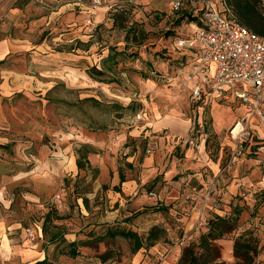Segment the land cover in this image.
<instances>
[{
    "label": "rangeland",
    "instance_id": "rangeland-1",
    "mask_svg": "<svg viewBox=\"0 0 264 264\" xmlns=\"http://www.w3.org/2000/svg\"><path fill=\"white\" fill-rule=\"evenodd\" d=\"M173 1L0 0V41L11 44L0 61V264H27L17 249L47 255L45 264H180L215 216L237 221L214 242L221 262L243 264L234 255L243 237L251 264H264V119L230 95L193 104L188 77L199 65L174 47L178 35L193 36L186 13L223 0H194L197 8L185 0L179 12ZM130 27L140 46L127 38ZM92 65L106 71L104 82L86 74ZM167 118L188 121L205 152L196 153L210 159L202 192L163 179L180 157L168 149L170 131L153 126ZM129 219L123 227L142 237L154 226L166 237L138 252L121 237L100 240ZM75 241L84 244L73 259Z\"/></svg>",
    "mask_w": 264,
    "mask_h": 264
},
{
    "label": "built area",
    "instance_id": "built-area-1",
    "mask_svg": "<svg viewBox=\"0 0 264 264\" xmlns=\"http://www.w3.org/2000/svg\"><path fill=\"white\" fill-rule=\"evenodd\" d=\"M92 1L93 7L100 5V0ZM184 2L185 0H174L173 10H182ZM189 4L192 8H197L194 0H190ZM193 11L191 9L194 14ZM198 14L200 23L189 25L193 36L176 39L174 44L179 51H192L191 56H194L199 65L198 70L188 77L192 85L193 104L204 107L211 98L226 91L264 119V39L224 16L217 4L211 1H203L200 10L194 15ZM86 24L95 28L91 16ZM207 68L212 69V76L203 79L200 75ZM202 128L199 125L195 131L198 136L205 137ZM234 136L237 137L238 133ZM186 143L198 151L201 149L194 137ZM149 146V153L151 150L157 152V143H150ZM150 195L156 196L154 193Z\"/></svg>",
    "mask_w": 264,
    "mask_h": 264
},
{
    "label": "trees",
    "instance_id": "trees-1",
    "mask_svg": "<svg viewBox=\"0 0 264 264\" xmlns=\"http://www.w3.org/2000/svg\"><path fill=\"white\" fill-rule=\"evenodd\" d=\"M223 7H219L221 13L229 19H233L237 21L240 25L253 32L257 36L264 39V2L263 0H223ZM179 12V11H178ZM186 24L190 25L192 23H200V15H194L191 12L186 13ZM115 19V27L118 26L120 20L124 15H116ZM121 18V19H120ZM185 17L180 18L178 20V25H180L181 21ZM134 34L133 45L132 46H140L141 42L137 37V33L135 32L133 27H130L127 31V38ZM175 34L173 31H168L165 36L166 38L173 37ZM176 39L184 38L182 35H178L175 37ZM128 47V46H127ZM191 56V55H190ZM193 60L194 57L191 56ZM113 56L109 54L107 60H104V65L108 61H112ZM86 74L93 81L96 82H104L101 81L106 77V71L104 69H99L97 65H92L86 71ZM83 159L86 160V154L83 155ZM77 166L79 169L84 168V164L81 160L77 161ZM178 177H176L177 179ZM124 182V177L121 179V183ZM199 184L198 180H191L189 182V187L191 185ZM194 189V187H190ZM203 189L200 185H198L195 190ZM119 190V188H116ZM157 210L168 211L169 208H164L163 206ZM130 221L126 220L121 223H114V225L109 226L104 235H101V239L111 238L115 240L118 237H121L127 241L134 247V251L138 252L141 249L147 251L149 248L153 247L156 242L161 239L162 236L166 237V229L163 226H154L148 233V236L142 237L137 232L126 229L123 227V224L128 223ZM237 228L236 219L224 218L220 216H215L213 219L208 221V232L204 233L200 237V241L198 245H191L184 249V256L181 260L180 264H224L221 262L219 249L215 245V241L223 240L231 233L235 231ZM94 236V235H93ZM98 240V239H94ZM84 242L75 241L70 243L67 248V255L69 257L75 259L80 255L79 247L83 245ZM251 243L249 241L243 240V237L238 238L235 241L234 246V255L237 259H241L243 264H251V256L250 251H252ZM107 258L105 257L104 260ZM48 261V257L46 255L45 259L41 262H36L35 264H45Z\"/></svg>",
    "mask_w": 264,
    "mask_h": 264
},
{
    "label": "crops",
    "instance_id": "crops-1",
    "mask_svg": "<svg viewBox=\"0 0 264 264\" xmlns=\"http://www.w3.org/2000/svg\"><path fill=\"white\" fill-rule=\"evenodd\" d=\"M10 47L11 44L8 40L0 41V61L9 56L11 51ZM212 73H213L212 69L207 68L204 69L203 73L200 76L201 78L203 77V79L210 78L212 76ZM226 95H230V94L226 91H223L221 95H216V96L224 97ZM153 124H154L153 125L154 128H158L159 130L167 129L170 131L171 135L169 137H166L167 143L169 144L168 149L171 150V152H175L176 155H180V157L174 156V161L171 160L168 161L170 168L168 171L164 169L165 171L161 173L164 176L163 179L169 180L168 179L169 176L171 177L174 175V177L175 176L178 177L177 180L180 179V181L184 183V185L182 184L181 185L184 186L185 189H187V191L192 190V188L190 187H194L195 189L198 185H200L203 189H201L199 192H202L206 188V182L204 180V177H206V173L213 174L214 169H212V167L209 165L210 159L207 156V154L203 155L205 159H200L199 157L200 154L202 155V153L204 152V150L203 152L201 151L202 147L199 150L201 153L197 154L196 149L193 146H190L186 143L188 139L186 140L185 138L187 137L191 138L190 137L191 135L189 136L191 124H189L188 121H184V120L178 121L168 118L156 121ZM213 164L216 166L215 163ZM187 171H191V172H187ZM193 179L198 180L199 184L198 183H196L195 185L190 184L189 187V183L187 184L186 182L187 181L190 182ZM37 246L38 245L34 246V248H37ZM16 254L18 255L20 261L26 262L27 264H33V262L41 259L43 260L45 258V256H43L41 259H39L41 254L35 251V249H17Z\"/></svg>",
    "mask_w": 264,
    "mask_h": 264
},
{
    "label": "bare ground",
    "instance_id": "bare-ground-1",
    "mask_svg": "<svg viewBox=\"0 0 264 264\" xmlns=\"http://www.w3.org/2000/svg\"><path fill=\"white\" fill-rule=\"evenodd\" d=\"M236 130H237V131H240V126H238ZM236 130H235V131H236Z\"/></svg>",
    "mask_w": 264,
    "mask_h": 264
}]
</instances>
